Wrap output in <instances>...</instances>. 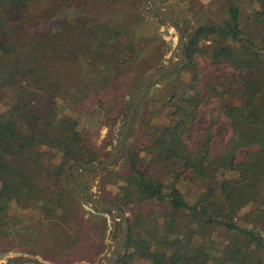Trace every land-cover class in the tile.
Returning a JSON list of instances; mask_svg holds the SVG:
<instances>
[{
    "label": "trees",
    "instance_id": "16d2710c",
    "mask_svg": "<svg viewBox=\"0 0 264 264\" xmlns=\"http://www.w3.org/2000/svg\"><path fill=\"white\" fill-rule=\"evenodd\" d=\"M142 1L0 0V239L17 229L68 250L98 218L84 221L71 164L109 154L81 120L112 127L130 109L128 88L151 70L140 42L155 20L138 10ZM160 2L185 34V63L143 98L138 127L102 177L103 196L132 213L114 264H264V0ZM94 5L134 21L103 20ZM213 101L218 116L200 127ZM222 117L232 135L216 149ZM78 171L91 189L84 176L100 173ZM181 184L196 186L195 196ZM11 203L39 220L19 228ZM152 203L166 209H144Z\"/></svg>",
    "mask_w": 264,
    "mask_h": 264
},
{
    "label": "rangeland",
    "instance_id": "374dc122",
    "mask_svg": "<svg viewBox=\"0 0 264 264\" xmlns=\"http://www.w3.org/2000/svg\"><path fill=\"white\" fill-rule=\"evenodd\" d=\"M145 0L142 1L140 6L138 7V10L143 13V15L147 18V15L143 12V3ZM203 4H205L207 7H209L211 4L215 3V0H200ZM157 3L160 4L163 8L166 5L165 3L160 2V0H157ZM62 6V5H61ZM60 7V6H59ZM93 10L95 11V16H100L103 20H110V21H117L120 18L124 19L123 22H130L134 21V16L130 13L127 14L125 10L112 9L111 6L108 5H101L100 7L97 5H94ZM213 8L217 10V2L213 5ZM165 9V8H164ZM166 10V9H165ZM167 11V10H166ZM146 13H153V10L151 8L145 10ZM127 15L126 17L123 16ZM248 15H251L249 11H247ZM93 12L90 14V16H93ZM155 20L154 25L152 24L147 32L145 33V38L140 42V44L143 46L144 49V57L147 59V63L144 65L145 67H151L150 72L147 74V77L154 72L155 70L164 67L166 65L165 59L169 58L171 55V50L169 49V44L167 42V39L164 38L162 35H160L158 27L161 26L166 27L167 24L162 21L160 18L155 17L151 18ZM149 21L150 19L147 18ZM120 21V20H119ZM122 22V23H123ZM164 40L163 43L158 41L156 42V39L154 37L155 34H157ZM173 33H175L173 31ZM154 38V39H153ZM177 38V37H176ZM177 40L174 41V44H176ZM155 49H157V52L155 53ZM176 60L178 59V55H176ZM185 63V62H184ZM183 66V65H182ZM181 66V67H182ZM179 67V68H181ZM209 70H205L204 74H207ZM228 72H230L228 70ZM180 76L179 73H176L175 76ZM146 77V78H147ZM145 78V79H146ZM182 79L185 81H188L189 77L188 74L185 72L183 73ZM165 81L157 83L156 87H152L150 89V92L147 94L149 97L153 95L155 88L162 87L164 85ZM140 85V84H139ZM138 85V86H139ZM138 88V87H137ZM136 88V89H137ZM136 89L128 88V92L131 93L127 97H132L136 91ZM146 95V96H147ZM145 96V97H146ZM131 102V100H128ZM145 100L142 101V105L144 106ZM59 106L62 107V102H58ZM131 105V104H130ZM142 106V107H143ZM131 107V106H130ZM217 107V102L213 101L210 106L206 107L203 110V116L200 121V127H203L205 123H208L212 116L215 117L218 116V112L214 109ZM7 107L5 105L0 104V110H6ZM90 108H86V111H90ZM130 110V109H129ZM129 110L124 112L118 119V121L111 127L109 126H101L99 123H93L88 119V115L85 117V119L81 120V129L89 130L92 136L93 143L95 145H101L105 144L106 149L108 151V155H105L100 162L104 161L106 158H108L112 151L114 150V142L118 140L119 136L121 135V132L123 130V127L126 123ZM85 111V112H86ZM67 114L80 118L78 116V113L75 111H66ZM142 111H140L139 118ZM135 123L136 127H138V121ZM221 122L216 127V149L221 147L223 144H225L231 137L232 131L229 126V122L225 117L220 118ZM162 123L167 122V115L164 116L162 119ZM134 125V126H135ZM98 162V163H100ZM115 167V165L113 166ZM112 167V168H113ZM111 168V169H112ZM104 174H99L98 180L95 182L93 180H90V178L84 176V179L90 182L93 186L90 190L93 192H96L97 188L101 194V197L104 199H107L103 196L102 191L100 190V183L102 180ZM180 188L184 191L185 194H187L188 197L192 196L194 197L196 192L198 191V188L194 185L189 184H181ZM109 191L116 192L115 186H109ZM81 197V203L83 204L84 210L86 211L84 216V221H89L90 216L95 215L98 218L96 221H92L88 224L89 230H83L81 231L79 236L78 243L72 244V248L68 250L64 249H53L49 248L51 245H54V239L53 237L49 235H45L42 237H38L35 240L31 238V236H27L24 231H17V229L14 230V233L5 238L0 239V256L6 255L4 259L0 258V264H104L107 260L108 256L106 255V252L108 250L109 244H114L115 238H112L113 233V227L114 222L119 221L117 220L113 214L110 211L107 210H99L94 207V205L87 199L82 200V194ZM110 200V199H108ZM111 201V200H110ZM160 206V207H159ZM159 208L157 211L165 210L166 207L164 204H155L152 203L149 206L145 207L144 209L148 208ZM90 209H93L95 212H92ZM94 213V214H93ZM9 214L10 216H14L18 219L19 222H21L22 228L33 226V224L39 220V212L35 210H28V211H20L15 203H11L9 205ZM92 214V215H91ZM129 218L132 217L131 212H127ZM109 218L111 219V224L109 223ZM106 222V223H105ZM122 232V227H119V233Z\"/></svg>",
    "mask_w": 264,
    "mask_h": 264
},
{
    "label": "water",
    "instance_id": "95a60500",
    "mask_svg": "<svg viewBox=\"0 0 264 264\" xmlns=\"http://www.w3.org/2000/svg\"><path fill=\"white\" fill-rule=\"evenodd\" d=\"M149 8L153 10V13L145 12V10ZM143 12L147 15L148 19L158 17L167 24V26L163 28L159 26L158 30L160 35L167 39L169 49L171 50V55L169 58L165 59L166 65L152 72L140 83L134 95L131 98H128V100H131V107L121 135L119 136L118 140L114 142L115 148L111 155L100 163L90 164L78 160L71 164V175L75 184L81 191L82 200L84 201L85 198H87L96 209L110 211L113 216L119 220L114 222L112 238H115L116 240L113 245L109 244L108 250L106 252L108 258L104 264H114L117 261L118 256L124 253L130 231V218L127 212H125L120 206L108 199L101 197L98 188L96 192L88 189L80 178L78 168L89 172H99L101 175L104 174L105 171L111 169L122 155L125 143L130 135L138 108L140 104H142L143 98L150 92L152 87L154 88L157 86L158 80L160 78L173 73L185 62L186 37L174 18L160 4L157 3V0H145L143 3ZM173 31L175 33H173ZM175 39H177L176 44H174ZM176 55H178L177 60L175 58ZM90 210L95 212L93 209ZM109 223L111 224L110 218ZM119 227H122V232L120 234H118ZM5 257L6 255L0 256L1 259H4Z\"/></svg>",
    "mask_w": 264,
    "mask_h": 264
},
{
    "label": "crops",
    "instance_id": "0c3cea01",
    "mask_svg": "<svg viewBox=\"0 0 264 264\" xmlns=\"http://www.w3.org/2000/svg\"><path fill=\"white\" fill-rule=\"evenodd\" d=\"M143 155V154H142ZM144 156V155H143ZM120 159V158H119Z\"/></svg>",
    "mask_w": 264,
    "mask_h": 264
}]
</instances>
